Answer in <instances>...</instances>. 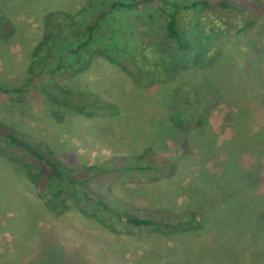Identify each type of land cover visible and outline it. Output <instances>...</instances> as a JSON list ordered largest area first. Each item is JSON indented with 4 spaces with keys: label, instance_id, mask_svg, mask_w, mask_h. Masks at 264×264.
<instances>
[{
    "label": "rangeland",
    "instance_id": "obj_1",
    "mask_svg": "<svg viewBox=\"0 0 264 264\" xmlns=\"http://www.w3.org/2000/svg\"><path fill=\"white\" fill-rule=\"evenodd\" d=\"M111 1L0 0V86L33 79L25 92H0V122L89 176L91 191L121 214L198 217L172 230L135 227L71 188L66 208L51 211L27 178L30 157L0 137V264H264V12L216 40L202 13L184 11L182 50L157 3L116 9L91 48L68 52ZM56 21L69 28L58 38ZM216 43L218 60L206 64ZM64 49L66 67L55 70ZM142 50L170 74L137 82L128 56ZM191 77L220 95L199 126L172 101ZM254 132L252 146L237 145Z\"/></svg>",
    "mask_w": 264,
    "mask_h": 264
},
{
    "label": "trees",
    "instance_id": "obj_2",
    "mask_svg": "<svg viewBox=\"0 0 264 264\" xmlns=\"http://www.w3.org/2000/svg\"><path fill=\"white\" fill-rule=\"evenodd\" d=\"M157 3V7L160 9L161 16L165 20V34L174 41L179 49L186 50L190 47L189 30L186 28V24L183 20V12H200L203 14V23L208 28V34L214 35L216 40L220 39L229 30L234 29L235 33H240L248 27L253 15H260L264 12V3L260 0H137V1H121L113 0L102 8L95 10L89 23L82 29V35L76 37L73 47L67 49L68 52L77 53L82 49L91 48V43L94 32L101 22L106 17L114 12L116 9L134 10L140 9L143 5ZM260 5V6H258ZM54 14H48L46 16V23L51 22V16ZM64 17L62 14L58 19ZM57 19H54L55 21ZM202 22L199 25L203 24ZM207 22L209 26L207 25ZM219 22V24H217ZM2 24V23H1ZM3 25V24H2ZM5 26V25H3ZM52 28L57 29L54 31L55 38L61 36L63 31H68L69 28L66 24L56 21L52 23ZM58 34V36L55 35ZM78 33V31H77ZM52 34V33H48ZM78 38H81L80 41ZM217 45L211 48L207 52L206 64L215 63L221 52L223 45L216 43ZM231 49L233 45H230ZM65 49L59 52L56 69H65ZM134 64V77L137 82H143L145 79H151L155 76L169 75L170 69L162 62H154L149 59L144 51H140L138 55L130 54L128 56ZM42 70V69H40ZM52 70V69H51ZM44 72V71H43ZM33 79L29 78L24 84L12 87L0 86V92L3 93H22L27 90L28 85ZM28 86V87H27ZM176 98H172L173 102L184 103L191 108L192 117L195 125H201L204 122L209 108L215 106L219 101L220 95L213 89V85L209 81H203V78L191 77L185 80L181 86L178 87ZM77 106V110L80 113L91 115L93 112L90 108H87L85 103L80 99H73ZM95 104V102H94ZM176 107V106H175ZM179 109L181 107H178ZM178 110V109H177ZM236 122L239 125L240 115L244 116V112H249L247 107L236 108ZM243 111V112H242ZM247 114V113H246ZM179 118V117H178ZM262 127V126H260ZM259 127V128H260ZM264 130L263 128L261 131ZM242 133L238 134L241 135ZM0 137L7 143L11 144L15 149L22 151L30 157L29 162H24L25 172L27 178L35 186L38 195L44 198L46 207L51 211L60 212L66 208V203L63 195L67 189H74V192L83 195L87 200L107 209L117 215L124 222L135 227H151L154 229L172 230L179 226L190 223L191 219L198 217L197 213L190 211L189 216L183 218H175L171 216H165L162 212H157L152 216H142L136 213L124 212L123 214L116 211L114 205L106 204L104 200L95 195L88 187L87 182L89 176L86 174H74L68 170L62 161L55 156L51 151L41 150L38 145L32 144L27 140V137L21 132L9 127L0 122ZM255 132L253 136H249L246 139L243 136H239L236 139L237 145H250L255 143ZM235 142V143H236ZM247 143V144H246ZM144 166H136V168H143ZM150 168V165L148 166ZM156 169V168H155Z\"/></svg>",
    "mask_w": 264,
    "mask_h": 264
}]
</instances>
